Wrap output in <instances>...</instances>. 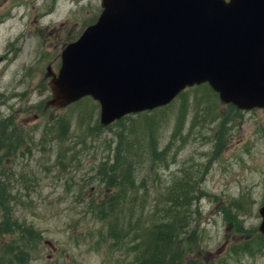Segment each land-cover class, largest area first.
<instances>
[{"label": "rangeland", "instance_id": "obj_1", "mask_svg": "<svg viewBox=\"0 0 264 264\" xmlns=\"http://www.w3.org/2000/svg\"><path fill=\"white\" fill-rule=\"evenodd\" d=\"M97 6L99 0H0V136L15 125L33 139L12 171L18 176L28 172L29 188L17 175L11 183L25 196L18 206L20 216L42 235L38 252L27 264H123L125 258L130 263L136 258V254L126 257L120 247L107 250L99 245L101 239L92 236L103 226L86 209L91 199L98 202L103 197L105 183L97 174L98 166H113L116 149L131 142L126 132L121 140L117 132L138 119L133 116L123 125L101 128L100 106L92 100L65 110L46 109L52 99L48 69L58 73L63 50L79 39ZM207 94L206 87L192 90L155 116L158 127L163 123L158 133L165 143L184 113L188 125L196 121L189 141L185 128L180 142L171 147L169 167L158 168L163 183L180 176L182 169L198 172L200 197L193 207V232L183 247V261L264 264V236L259 232L264 206V110L239 112ZM209 100L219 105V116L226 123L222 130L218 121H205L211 116L205 109L213 103ZM62 118L73 127L60 145L65 159L57 162L59 145L43 133ZM146 168H138L139 177Z\"/></svg>", "mask_w": 264, "mask_h": 264}, {"label": "water", "instance_id": "obj_2", "mask_svg": "<svg viewBox=\"0 0 264 264\" xmlns=\"http://www.w3.org/2000/svg\"><path fill=\"white\" fill-rule=\"evenodd\" d=\"M103 13L62 52L47 107L100 103L103 128L210 84L221 103L264 109V0H102ZM264 234V207L260 209Z\"/></svg>", "mask_w": 264, "mask_h": 264}, {"label": "trees", "instance_id": "obj_3", "mask_svg": "<svg viewBox=\"0 0 264 264\" xmlns=\"http://www.w3.org/2000/svg\"><path fill=\"white\" fill-rule=\"evenodd\" d=\"M201 87L208 89L206 97L218 98L208 85ZM201 87L184 92L169 107L140 114L136 116L138 120L134 124L123 126L117 135L121 140V135L126 132L131 142L122 149H116V163L113 166L104 163L97 168L98 176L105 183L103 197L98 202L91 199L86 210L103 229H98V233L95 232L92 237L100 238L101 242H96L104 244L107 250L120 247L129 258L136 254L132 263L125 258L123 264H186L183 261V247L187 244V237L192 236L193 207L200 197L199 177L195 176L198 172L191 174L189 169H182L180 176L163 183L158 168L162 164L169 167L171 147L180 142L185 128V141H189L196 121L188 125L187 113H184L178 119L169 143H165L164 137L158 133L163 123H159L158 127L155 116L184 100L188 92ZM211 102L205 108L209 109L211 116L205 121H218L217 127L222 130L226 125L225 120L219 116L218 103ZM131 118L128 116L115 125L128 123ZM72 127L69 119L62 118L44 128L43 137L51 135L59 145L57 162L65 159L66 153H63L60 145L68 138ZM29 136L15 125L0 136V264H27L38 252L42 241L40 230L20 216L18 206L25 196L14 191L11 184L17 175V171L12 172L13 165L17 166L16 159L21 152L25 153V148L33 140ZM7 160H11V164ZM143 165H147L146 173L139 177L138 168ZM28 177V172H22L17 180L29 188ZM151 182L158 188L153 187Z\"/></svg>", "mask_w": 264, "mask_h": 264}, {"label": "flooded vegetation", "instance_id": "obj_4", "mask_svg": "<svg viewBox=\"0 0 264 264\" xmlns=\"http://www.w3.org/2000/svg\"><path fill=\"white\" fill-rule=\"evenodd\" d=\"M99 1H100V6H97L96 9L92 10V11H95L94 16H93V20L91 22L92 24H94L97 21V19L99 18V16L101 15V12H102L101 0H99ZM89 12H91V11H89ZM91 23L89 25H91Z\"/></svg>", "mask_w": 264, "mask_h": 264}]
</instances>
